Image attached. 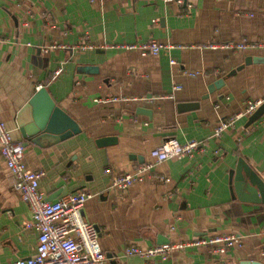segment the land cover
<instances>
[{
    "label": "crops",
    "instance_id": "0c3cea01",
    "mask_svg": "<svg viewBox=\"0 0 264 264\" xmlns=\"http://www.w3.org/2000/svg\"><path fill=\"white\" fill-rule=\"evenodd\" d=\"M150 40L172 47L155 55L120 47ZM243 40L255 47L225 46ZM53 42L67 47L45 51ZM86 43L95 47L73 48ZM249 57L264 58V0H0V121L24 146L25 165L44 172L38 189L47 200L91 194L81 216L99 231L107 256L100 264H264V201L244 171L264 182V62L238 69ZM41 88L75 124L70 136H22L18 113ZM248 100H261L253 112L261 115L213 140L218 120ZM167 138L207 141V149L156 161L151 151ZM144 162L153 164L149 177L111 186L112 175ZM30 220L0 153V264L35 254L39 232L24 227ZM212 234L242 243L222 255L208 247L164 260L123 255Z\"/></svg>",
    "mask_w": 264,
    "mask_h": 264
},
{
    "label": "built area",
    "instance_id": "2783aa9c",
    "mask_svg": "<svg viewBox=\"0 0 264 264\" xmlns=\"http://www.w3.org/2000/svg\"><path fill=\"white\" fill-rule=\"evenodd\" d=\"M166 1L182 3V0ZM48 19L50 18L48 17ZM48 24L52 25L51 20H48ZM216 46L215 43L209 45V47ZM221 46L224 47L223 44ZM225 46L242 50L253 48L255 44L243 40ZM59 47L66 48L67 46L53 42L44 47V50ZM94 47L93 44L86 43L76 44L73 48ZM120 47L138 50L142 55H155L162 50L171 48L172 45L150 40L143 43L122 44ZM171 63H174V60H171ZM59 72L60 70L55 71L53 77ZM183 73L187 76L198 74V72L186 71ZM174 88L179 89L180 87ZM119 99L121 98L113 97L108 101ZM260 104L261 100H248L241 111L227 118L219 119L213 130V140H220L223 133L228 128L233 127L236 120L250 116ZM207 143V141L195 139L181 143L176 138H167L151 151V156L156 161L192 158L195 154L206 151ZM214 152L216 153L217 150L215 149ZM0 153L5 160L15 190L19 192L30 207L31 220L24 224V227H34L39 232L35 254L27 258H20L12 264H100L106 260L107 256L99 245L98 229L93 224L84 221L81 216L82 207L85 201L91 197V194L87 190H79L56 201L47 200L38 189L39 179L44 172L31 170L25 165L24 146L12 138L10 131L2 121H0ZM152 168V163L144 162L135 166L130 172L114 174L111 176V186L115 189L125 190L134 183L149 177ZM241 243L242 238L236 234H212L159 244L146 249L131 246L124 249L123 255H136L142 258L158 257L164 260L174 250L201 247H208L211 252L222 255L231 248L240 246Z\"/></svg>",
    "mask_w": 264,
    "mask_h": 264
},
{
    "label": "water",
    "instance_id": "95a60500",
    "mask_svg": "<svg viewBox=\"0 0 264 264\" xmlns=\"http://www.w3.org/2000/svg\"><path fill=\"white\" fill-rule=\"evenodd\" d=\"M257 60L264 62V58L249 57L245 59V63L239 66L238 69L242 68L245 64L250 63V61ZM228 77L229 75L225 78L219 79L218 82H216L214 85L216 87H218V85L222 86L224 84V80ZM35 101V107L34 109H32L31 105ZM261 110L262 109L253 114L250 120L253 121L254 119L258 118L262 113ZM18 118V125L20 127L21 134L24 137L26 136V134H37L40 131L42 132L46 129L47 131L50 130L53 132H58V136H54L53 138L55 141H58L70 136L77 130L73 121L67 115H65L54 102H52L45 88H41V90H38V92L35 94V97L30 102H28V104L22 107V109L18 113ZM23 124H27V126L23 127ZM244 171L248 174L249 181L257 187L261 196V200L264 201V182L254 172H251L248 169H244ZM244 188L254 194V190H252L248 186H244ZM242 264L250 263L242 262Z\"/></svg>",
    "mask_w": 264,
    "mask_h": 264
}]
</instances>
